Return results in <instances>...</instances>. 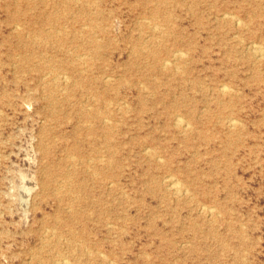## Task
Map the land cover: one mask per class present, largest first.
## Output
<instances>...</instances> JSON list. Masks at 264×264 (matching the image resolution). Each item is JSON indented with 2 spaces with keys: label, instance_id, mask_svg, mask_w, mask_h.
Wrapping results in <instances>:
<instances>
[{
  "label": "rangeland",
  "instance_id": "rangeland-1",
  "mask_svg": "<svg viewBox=\"0 0 264 264\" xmlns=\"http://www.w3.org/2000/svg\"><path fill=\"white\" fill-rule=\"evenodd\" d=\"M255 42L264 0H0V264H264Z\"/></svg>",
  "mask_w": 264,
  "mask_h": 264
},
{
  "label": "bare ground",
  "instance_id": "bare-ground-1",
  "mask_svg": "<svg viewBox=\"0 0 264 264\" xmlns=\"http://www.w3.org/2000/svg\"><path fill=\"white\" fill-rule=\"evenodd\" d=\"M96 1V0H95ZM66 4V3H65ZM225 13V12H224ZM233 14V13H232ZM228 15V14H227ZM231 16V15H230ZM229 17V16H228ZM232 17V16H231ZM235 16L233 15V18H234ZM237 19V22H238V18H236ZM146 20V19H145ZM148 20V19H147ZM149 22H151V21H149ZM244 23V22H243ZM15 24V23H14ZM154 24V23H153ZM239 24V23H238ZM245 24V23H244ZM16 25V24H15ZM18 25V24H17ZM149 25V24H148ZM14 26V25H13ZM85 26H87V25H85ZM155 26V25H154ZM157 26V25H156ZM155 26V27H156ZM247 27H248V25H246ZM150 27V26H149ZM161 27V26H160ZM159 27V28H160ZM14 28V27H13ZM16 28H18V26L16 27ZM158 28V27H157ZM14 30V29H13ZM56 30H58V29H56ZM155 30H157V29H155ZM160 30V29H159ZM56 32V31H55ZM43 41V40H42ZM254 42V41H253ZM256 43V42H255ZM252 44V43H251ZM261 46L263 47V45L261 44ZM261 46H259V45H257V43L256 44H252V45H250V49H251V51L254 53V54H256V56L258 57V56H260L264 51L261 49ZM139 48V47H138ZM264 48V47H263ZM179 50V49H178ZM180 51V50H179ZM263 51V52H262ZM175 52H176V50H175ZM174 53V52H173ZM185 53V55H187L186 54V52H184ZM264 54V53H263ZM173 55V54H172ZM183 54L182 53H178V52H176L175 53V56L179 59L180 57H183L182 56ZM83 56V55H82ZM255 56V55H254ZM263 56V55H262ZM256 57V58H257ZM262 57H260V59H261ZM264 58V57H263ZM174 60H176V59H174ZM177 61V60H176ZM166 67H172V65H173V60L172 59H168V58H166V59H164L163 60V62H162ZM164 66V67H165ZM178 66V65H177ZM162 67V66H161ZM173 67H175L174 65H173ZM179 68V67H178ZM174 69V68H173ZM176 70V69H175ZM176 73V72H175ZM108 77V76H107ZM57 79V78H56ZM68 79V78H67ZM54 84H56V83H54ZM226 85L227 84H225V87H226ZM224 86V85H223ZM221 87V86H220ZM222 88V90L221 91H223V92H226L227 91V89L226 88ZM230 90H231V87H230ZM220 91V92H221ZM233 91H234V89H233ZM153 94V93H152ZM223 94V93H222ZM227 96V95H226ZM93 97V96H92ZM153 97V96H152ZM87 110V109H86ZM100 114V113H99ZM177 116V115H176ZM179 116V115H178ZM179 117H181V116H179ZM179 117H176V119H175V121H176V124L178 125V126H181V127H183L184 129L187 127V123L184 121V119H181V118H184L183 116L181 117V118H179ZM105 118V117H104ZM103 119V118H102ZM105 121H108V119L106 120L105 119ZM104 121V122H105ZM110 121V120H109ZM174 121V122H175ZM114 122H116V121H114ZM173 122V124H175ZM89 123V122H88ZM87 123V124H88ZM103 123V122H102ZM109 123V122H108ZM189 124V123H188ZM226 127L228 126V127H234V126H236V124H237V121L234 119V117H228L227 118V120H226ZM115 125V124H114ZM177 125H174V126H177ZM88 126H90V125H88ZM189 126H191V124L189 125ZM182 132H184V131H182ZM188 133V132H187ZM147 149V148H146ZM148 149H149V147H148ZM152 149V148H151ZM150 151V150H149ZM147 152V150L145 151V153ZM152 152H153V150H152ZM192 154V153H191ZM159 158V157H158ZM161 158V157H160ZM155 159H157V158H155ZM158 161H160L161 159H157ZM110 165V164H109ZM173 175V174H172ZM166 176V179H165V182H166V185L168 186V188H170V190H172V191H174L175 193H179V192H181L182 191V187L180 186V184H179V182H178V178H176V179H178V180H176L173 176ZM176 177V176H175ZM163 182H164V180H163ZM110 184H112V183H110ZM182 184V183H181ZM184 186V185H183ZM184 192V191H183ZM182 192V193H183ZM181 194V193H180ZM172 195H173V193H172ZM178 196H179V194H178ZM212 207V206H211ZM213 208V207H212ZM215 208V207H214ZM210 216H211V214H210ZM209 216V217H210ZM222 216H223V214H222ZM197 224V223H196ZM52 233H53V231H52ZM65 238V237H64ZM68 242V241H67ZM75 242H77V241H75ZM76 247H78L77 245H76ZM85 247V246H84ZM75 248V247H74ZM79 248V247H78ZM80 248H81V246H80ZM82 249H86V248H83L82 247ZM85 251V250H84ZM91 253V252H90ZM93 254V253H92ZM99 254H100V252H99ZM90 255V254H89ZM104 256L106 257V255L104 254ZM107 258V257H106ZM111 261V260H110ZM39 262V261H38ZM70 261H68L67 259H65V260H62V263L61 264H70L69 263ZM112 262V261H111ZM111 262H110V264H111Z\"/></svg>",
  "mask_w": 264,
  "mask_h": 264
}]
</instances>
